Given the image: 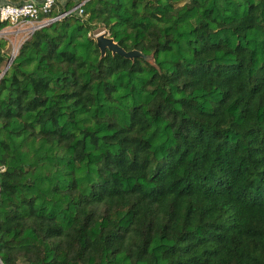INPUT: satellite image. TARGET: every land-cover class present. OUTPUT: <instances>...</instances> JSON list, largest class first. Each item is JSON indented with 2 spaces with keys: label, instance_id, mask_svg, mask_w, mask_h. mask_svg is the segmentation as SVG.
Returning a JSON list of instances; mask_svg holds the SVG:
<instances>
[{
  "label": "trees",
  "instance_id": "16d2710c",
  "mask_svg": "<svg viewBox=\"0 0 264 264\" xmlns=\"http://www.w3.org/2000/svg\"><path fill=\"white\" fill-rule=\"evenodd\" d=\"M83 1L0 77V264H264V0Z\"/></svg>",
  "mask_w": 264,
  "mask_h": 264
},
{
  "label": "built area",
  "instance_id": "2783aa9c",
  "mask_svg": "<svg viewBox=\"0 0 264 264\" xmlns=\"http://www.w3.org/2000/svg\"><path fill=\"white\" fill-rule=\"evenodd\" d=\"M84 2L79 3L69 11L60 13L55 19L64 18L74 11L81 15V7ZM55 6V0H26L18 4H0V25L5 24L0 34L9 30L29 38L35 30L50 23L53 18L49 16ZM40 16H44V18L40 19Z\"/></svg>",
  "mask_w": 264,
  "mask_h": 264
},
{
  "label": "water",
  "instance_id": "95a60500",
  "mask_svg": "<svg viewBox=\"0 0 264 264\" xmlns=\"http://www.w3.org/2000/svg\"><path fill=\"white\" fill-rule=\"evenodd\" d=\"M56 21V19H52L50 23ZM49 23V24H50ZM48 24V25H49ZM47 26V25H46ZM95 44L97 48L100 51L101 57L105 56L106 52L109 51L112 55H118L120 57H123L124 59H128L133 61L135 58H140L143 59L145 62L149 63L151 66L156 67L155 61H154V56L153 54L151 55H144L141 52L137 50H131V51H126L123 48H121L113 38L109 37L105 32L99 33L95 37ZM20 46L18 47V49ZM18 49L16 52H18ZM17 53H12L10 58L7 61V64L5 68L3 69L0 77L8 70L10 64L12 63L14 57L16 56Z\"/></svg>",
  "mask_w": 264,
  "mask_h": 264
},
{
  "label": "rangeland",
  "instance_id": "374dc122",
  "mask_svg": "<svg viewBox=\"0 0 264 264\" xmlns=\"http://www.w3.org/2000/svg\"><path fill=\"white\" fill-rule=\"evenodd\" d=\"M56 17H54L53 19H55ZM56 20H60V19H56ZM1 31V30H0ZM6 32L4 34H0V38H3L4 40L7 41V45L9 47V55L11 56L12 53H17V49L18 47L25 41L27 40L28 38H26L24 35H21V34H16V33H13L9 30H5ZM102 32H105L107 35L108 33L105 31V30H102V29H97L95 31H93V36L92 38L95 39V37L99 34V33H102ZM17 35V36H16ZM109 36V35H108ZM5 68V67H4Z\"/></svg>",
  "mask_w": 264,
  "mask_h": 264
},
{
  "label": "crops",
  "instance_id": "0c3cea01",
  "mask_svg": "<svg viewBox=\"0 0 264 264\" xmlns=\"http://www.w3.org/2000/svg\"><path fill=\"white\" fill-rule=\"evenodd\" d=\"M24 1H26V0H0V4H18V3H22ZM55 1H56V8H64V6L69 1L76 3L77 1H81V0H55Z\"/></svg>",
  "mask_w": 264,
  "mask_h": 264
}]
</instances>
